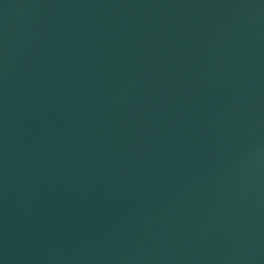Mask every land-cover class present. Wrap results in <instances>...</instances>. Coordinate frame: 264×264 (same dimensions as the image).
<instances>
[{
    "label": "water",
    "instance_id": "1",
    "mask_svg": "<svg viewBox=\"0 0 264 264\" xmlns=\"http://www.w3.org/2000/svg\"><path fill=\"white\" fill-rule=\"evenodd\" d=\"M0 264H264V0H0Z\"/></svg>",
    "mask_w": 264,
    "mask_h": 264
}]
</instances>
